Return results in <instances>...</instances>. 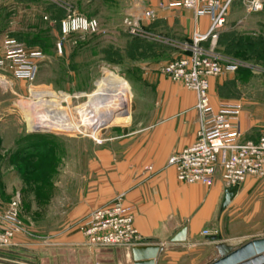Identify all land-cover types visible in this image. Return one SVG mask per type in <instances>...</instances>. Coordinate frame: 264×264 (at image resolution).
Segmentation results:
<instances>
[{
  "label": "rangeland",
  "instance_id": "1",
  "mask_svg": "<svg viewBox=\"0 0 264 264\" xmlns=\"http://www.w3.org/2000/svg\"><path fill=\"white\" fill-rule=\"evenodd\" d=\"M130 4L129 0H0V215L10 210L13 201H19V228L11 241L34 249L37 259L45 256V247H57L51 240L56 233L76 229L75 223H62L78 193L86 191L88 158L108 143L105 141H119L120 136L134 130V108L141 101L147 104L145 107L153 101L152 91L143 86L139 90L145 96L140 99L137 83L130 79L138 78L136 62L153 51L152 47L148 51L138 50L134 42L137 36L128 31L125 18L130 17L126 14ZM69 11L94 17L98 30L62 34L61 20ZM254 39L264 40V0L256 12H248L243 0H231L213 50L240 65L212 77L215 82L209 86V99L241 102L242 115L254 124L256 136H262L264 51H252V57L241 55L248 49L247 41ZM7 44L21 45L28 54H39L31 57L36 69L32 81L14 75L4 59ZM204 45L208 46V42ZM182 54L180 45L165 53V62ZM111 74L128 82L129 109L103 124L99 115L88 117L84 107L102 79ZM32 90L54 93L45 96L50 106L57 105L52 113L43 111V125L27 119L31 129L49 130L32 131L27 126L19 106L38 101L31 96ZM128 114V123L113 124ZM66 115L77 129L49 128ZM39 135L42 138L36 137ZM37 141L41 144H34ZM237 214L232 221L222 220L225 236H247L241 232L257 231L264 222L263 212H257L248 221L249 209L243 208ZM9 247L0 246V264H6L4 259L10 260L4 250ZM56 255L54 250L52 263ZM70 260L61 258L59 263L69 264Z\"/></svg>",
  "mask_w": 264,
  "mask_h": 264
},
{
  "label": "crops",
  "instance_id": "2",
  "mask_svg": "<svg viewBox=\"0 0 264 264\" xmlns=\"http://www.w3.org/2000/svg\"><path fill=\"white\" fill-rule=\"evenodd\" d=\"M129 1L132 4L126 10L127 16L139 18L142 27L157 36L155 39H134L138 50L148 51L152 47L153 51H148L143 60L136 62L138 78H130L137 83L139 98L145 96L139 90L143 86L152 91L153 101L148 107L141 101V105L134 108V130L120 136L119 141H105L108 143L94 150L88 158L86 191L78 193L62 225L76 224L91 210L124 193L125 203L133 213L134 226L144 238L142 245L158 244L161 247L156 264H203L214 255V242L209 240L212 235L218 234L227 243L236 245L264 234V222L257 231L241 232L247 236H225L221 230L222 220H234L243 208L250 210L247 221L257 212L264 213V177H247L226 206H222L226 188L220 171L211 186L184 183L176 178L175 168L167 164V159L195 140L198 126V113L194 108L196 95L181 83L172 81L160 68L166 63L165 53L189 42L193 30L207 31L209 16L196 17L192 10L180 6L161 7L159 3L163 0ZM147 9L155 13L151 20L143 14ZM121 80L130 90L128 82ZM214 82L215 79L210 78V84ZM210 102L215 109L220 104L214 98ZM129 120L128 114L113 124L128 123ZM240 126L243 139L255 140L260 136H256L254 124L247 121L242 112ZM147 165H152L153 169L142 175V169ZM203 230H208L209 235L204 236ZM176 235L180 238L172 240ZM51 240L57 247L41 249L44 259H37L34 249L15 243L4 249L10 259H4V262L60 264V259L65 257L71 258L69 264L133 262L128 248L85 246L77 227L62 230ZM54 250L57 255L52 263L50 257Z\"/></svg>",
  "mask_w": 264,
  "mask_h": 264
},
{
  "label": "built area",
  "instance_id": "3",
  "mask_svg": "<svg viewBox=\"0 0 264 264\" xmlns=\"http://www.w3.org/2000/svg\"><path fill=\"white\" fill-rule=\"evenodd\" d=\"M231 0H163L159 6H180L190 9L195 16L208 15L209 27L206 32L193 30L190 41L181 45L182 54L161 67V71L172 81L196 95L194 108L198 113L195 140L188 146L172 153L167 164L175 168L176 178L184 183H199L211 186L220 171L225 188L239 186L247 177H264V135L257 139H243L240 126L242 103L221 101L214 108L209 99L210 78L225 70H235L240 63L228 60L214 52L218 32L224 22V13ZM248 12H256L262 7V0H243ZM147 19H153L152 9L143 12ZM125 24L131 35L148 39L157 36L142 27L139 18L126 17ZM61 32L93 33L98 30V22L92 16L68 12L61 20ZM208 42V46L204 43ZM60 47V44H58ZM21 45L7 44L4 59L14 75L32 81L35 66L31 57ZM2 63V61H0ZM152 165L142 169L141 174L152 171ZM18 200L11 203L10 210L0 215V246L13 245L12 237L18 227L16 208ZM77 229L84 237L87 247L131 248L142 245L144 238L134 226L133 213L125 203V194L120 193L107 204L91 210L76 222ZM204 236L209 235L203 230Z\"/></svg>",
  "mask_w": 264,
  "mask_h": 264
},
{
  "label": "bare ground",
  "instance_id": "4",
  "mask_svg": "<svg viewBox=\"0 0 264 264\" xmlns=\"http://www.w3.org/2000/svg\"><path fill=\"white\" fill-rule=\"evenodd\" d=\"M31 96H33L38 101L34 103H28L27 105H25L24 103L19 107L23 112L29 130H34L29 127V122L27 121V119L29 118L33 122L43 125L46 121L41 117V114L43 113V111H45L46 114L49 112L52 113L53 110L51 109L55 108L57 104H55L54 106H50L49 100L45 99V96H54V93L49 90H32ZM129 97L130 93L125 82L118 79L115 75H107L102 79L101 84L90 94L88 103H85L86 105L84 109L88 117H90V115H99L103 124H107L113 118L121 115L123 112L129 109ZM37 105H40V107H38ZM29 109L30 113H28ZM49 128L65 131H72L77 129L75 125L69 122V118L67 115L53 122L49 126ZM91 128L92 132H94L92 125ZM45 129L49 130L47 128H43V130Z\"/></svg>",
  "mask_w": 264,
  "mask_h": 264
},
{
  "label": "water",
  "instance_id": "5",
  "mask_svg": "<svg viewBox=\"0 0 264 264\" xmlns=\"http://www.w3.org/2000/svg\"><path fill=\"white\" fill-rule=\"evenodd\" d=\"M32 131H46V129ZM236 189L237 186L225 189L222 206L230 202ZM180 233L183 234V230ZM178 238L180 235L174 236L172 240ZM209 240L214 242V255L203 264H264V234L251 237L236 245L227 243L218 234L210 236ZM128 249L132 255V264H156L155 259L161 247L158 244H149Z\"/></svg>",
  "mask_w": 264,
  "mask_h": 264
},
{
  "label": "trees",
  "instance_id": "6",
  "mask_svg": "<svg viewBox=\"0 0 264 264\" xmlns=\"http://www.w3.org/2000/svg\"><path fill=\"white\" fill-rule=\"evenodd\" d=\"M250 44H253V45H250ZM247 46H248V49H245V51L241 52V55L242 56H251V52L252 51H256V50H259V49H262L264 51V40L263 39H254V41L250 42L249 40L247 41ZM252 57V56H251ZM37 138H42V135H39V136H36ZM38 139V140H39ZM40 141H37L36 143L34 144H38ZM41 144V143H39Z\"/></svg>",
  "mask_w": 264,
  "mask_h": 264
}]
</instances>
